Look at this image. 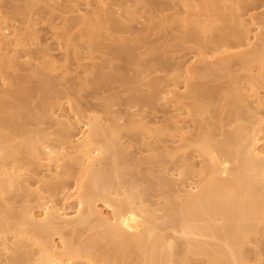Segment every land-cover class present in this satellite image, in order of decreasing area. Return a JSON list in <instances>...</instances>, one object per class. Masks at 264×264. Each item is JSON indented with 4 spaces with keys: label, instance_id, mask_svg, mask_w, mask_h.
I'll return each mask as SVG.
<instances>
[{
    "label": "bare ground",
    "instance_id": "obj_1",
    "mask_svg": "<svg viewBox=\"0 0 264 264\" xmlns=\"http://www.w3.org/2000/svg\"><path fill=\"white\" fill-rule=\"evenodd\" d=\"M131 1L57 2L53 19L35 15L46 0L0 2V264H264V0H165L148 18ZM136 20L193 44L164 79L138 62L142 104L168 106L162 121L111 101L85 110L63 87L108 41L132 59L118 34ZM102 68L83 72L97 87L123 81ZM219 73L227 85L206 89ZM124 132L142 139L139 156Z\"/></svg>",
    "mask_w": 264,
    "mask_h": 264
},
{
    "label": "rangeland",
    "instance_id": "obj_2",
    "mask_svg": "<svg viewBox=\"0 0 264 264\" xmlns=\"http://www.w3.org/2000/svg\"><path fill=\"white\" fill-rule=\"evenodd\" d=\"M10 0H0L3 4L8 3ZM47 2H41L38 4L34 12H36V16H41L47 14V18L53 19L58 15L62 14L61 10L57 5V2L60 3L61 6L68 4L67 0H46ZM124 0H119L123 2ZM56 2V3H55ZM165 0H132L130 3H137L138 9L141 11V14L145 15L148 18V15L152 14V16L159 15L160 6L163 4ZM250 5L255 6L262 3V0H249ZM20 3V2H19ZM49 4H56L55 6H48ZM9 6V4H8ZM49 10H51L49 12ZM139 21H145V18H140ZM145 22L141 23L138 20L131 22L130 24V33L118 34L122 35L128 39V43L134 46V52L132 59L128 60L125 56L123 58L116 57L112 52L111 48H114L116 45L112 43V41H108V47L104 48L100 52L94 54L95 59L93 61L96 66H103L102 73L111 74L116 77L122 75L124 76L123 81L118 79L111 80L105 86L97 87L93 83V79L95 78V74L91 72L88 77L84 75L83 70L91 68L92 62L84 67H79V74L76 72L70 74V76L63 79V87L67 88L71 92L74 93V97L78 101V104L83 109H92L94 112L102 113V104L111 101L113 105L111 106L113 110L125 115L132 107L135 110H142L147 112L148 116H157L162 121L165 117L169 115V107L163 105L162 102H158L155 105H144L142 104V96L145 94L147 87L145 82L147 79H144L143 76V67L138 65L139 60H144L147 63V66L153 69H158L156 72L151 75V77L156 76L161 79L165 78L166 75V65L174 63L176 61H182L186 57L191 54V51L194 49L193 44L180 42L179 39L173 37L174 34H178L174 30L173 27H170L166 30L158 31H149L145 29ZM18 24V23H16ZM46 24H41L40 27H45ZM144 31L140 34V30ZM141 35V36H140ZM55 46V45H54ZM60 57V55H59ZM70 64L72 68H75V59L73 54H69ZM176 67V65H175ZM28 71H21L20 74L23 75ZM240 75H243V72H239ZM87 79V81H86ZM86 81V82H85ZM85 84H84V83ZM138 84L139 88H141L140 92L133 91L132 88L135 84ZM200 81L196 84L199 85ZM228 83V77L224 74L219 73L218 79L215 82H209L208 87L206 89H213L215 84H219L221 86H225ZM37 85V78L31 77L29 82H24L21 80L22 87H35ZM202 88V87H201ZM225 89H221V92H224ZM229 95H227L228 97ZM38 101V95L35 92H32L29 97V105L36 103ZM137 104V105H135ZM30 114H25L28 120H31ZM126 116V115H125ZM128 117V116H126ZM188 118V117H187ZM181 119V117H180ZM31 122V121H30ZM30 129H35L37 126L33 124L28 125ZM43 126H41L42 128ZM131 133L124 132V139L132 144L131 150L134 153L138 152L139 149H145L146 146L142 142L140 136L136 135L133 137ZM131 136V137H130ZM149 140V139H147ZM159 142H153L151 139V145L156 146ZM155 152L159 153L156 160H162L164 151L162 148L155 150ZM137 154V153H136ZM151 154L150 152L143 153L142 155ZM138 156L140 154H137ZM164 161V159H163ZM163 161H160L163 163ZM140 169H146L149 164L142 163L140 165ZM154 176L160 175L163 173V167H154ZM176 177V176H175ZM157 177H153V182L157 181ZM18 205V203L16 204ZM263 242H259V246L264 250V236L261 237Z\"/></svg>",
    "mask_w": 264,
    "mask_h": 264
}]
</instances>
